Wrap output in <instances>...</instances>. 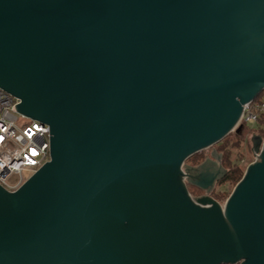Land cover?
I'll return each instance as SVG.
<instances>
[{
	"label": "water",
	"instance_id": "1",
	"mask_svg": "<svg viewBox=\"0 0 264 264\" xmlns=\"http://www.w3.org/2000/svg\"><path fill=\"white\" fill-rule=\"evenodd\" d=\"M0 88L49 128L0 264H264V137L223 204L184 163L264 90V0H0Z\"/></svg>",
	"mask_w": 264,
	"mask_h": 264
},
{
	"label": "built area",
	"instance_id": "2",
	"mask_svg": "<svg viewBox=\"0 0 264 264\" xmlns=\"http://www.w3.org/2000/svg\"><path fill=\"white\" fill-rule=\"evenodd\" d=\"M17 103V98L0 88V187L8 192L17 190L49 160L48 126L18 113ZM242 106L235 128L254 123L264 129V90Z\"/></svg>",
	"mask_w": 264,
	"mask_h": 264
},
{
	"label": "trees",
	"instance_id": "3",
	"mask_svg": "<svg viewBox=\"0 0 264 264\" xmlns=\"http://www.w3.org/2000/svg\"><path fill=\"white\" fill-rule=\"evenodd\" d=\"M241 127V126H240ZM246 126H242L240 130L237 131L236 128L232 130L230 133H228L220 142L217 143L219 146L217 149V153L221 155V164L224 168H226L227 172L225 175L219 179L216 183L219 185L226 183V182H233L236 184L240 178L242 177L243 172L238 168L236 164H233L230 160V155H231V147L237 146L238 143L241 141L244 133L249 134L250 131H247ZM257 133L264 134V129H260L259 131H256ZM231 138H233L231 140ZM204 155L201 152H196L189 156L185 161H188L185 163L187 167H192L200 164L204 160ZM188 192L192 196H200L203 194L202 190H199L198 188L192 186H188ZM211 196L214 200L217 199L218 194L216 191H212Z\"/></svg>",
	"mask_w": 264,
	"mask_h": 264
},
{
	"label": "rangeland",
	"instance_id": "4",
	"mask_svg": "<svg viewBox=\"0 0 264 264\" xmlns=\"http://www.w3.org/2000/svg\"><path fill=\"white\" fill-rule=\"evenodd\" d=\"M245 129L247 131H250L249 133H252L254 131L256 132V131L260 130L258 125H255L254 123H248L246 125ZM262 137H264V136H262ZM232 139L233 138H231V140ZM217 143L213 144L212 146H210L208 148H205V149H203L201 151H198V152H201L204 155V157H210V155H212L211 152L213 151V149L216 152H218L217 149H218L219 146L217 145ZM229 158H230L231 162L233 164H236L238 166V168L243 173H244L245 168L247 167V165L254 161V155H253V153L251 152V149H250V143H249L248 134L244 133V135H243L241 141L238 143V145L235 146V144H234V146L231 147V155H230ZM187 162L188 161H185V163H187ZM188 186L192 187V185L187 184V188H188ZM234 186H235V184L233 182H226V183H223L221 185H219L218 183H215V186L212 189V191H216L217 194H218V197H217L216 201L218 203H220V204H223L224 201L226 200V198L228 197V195L233 190ZM209 195L211 196V194H209Z\"/></svg>",
	"mask_w": 264,
	"mask_h": 264
},
{
	"label": "flooded vegetation",
	"instance_id": "5",
	"mask_svg": "<svg viewBox=\"0 0 264 264\" xmlns=\"http://www.w3.org/2000/svg\"><path fill=\"white\" fill-rule=\"evenodd\" d=\"M216 154L218 155L216 157H219L220 166H222V164H221V155L219 153H217V152H216ZM205 158H208V157H205ZM205 158H204V160H205ZM216 162H217V165H213L211 163H205L202 167H198L196 170H191L190 174H192V175L194 174L195 175V174H198L200 171H203V170L214 171V170H216L218 168V158H217ZM224 169H226V168H224Z\"/></svg>",
	"mask_w": 264,
	"mask_h": 264
},
{
	"label": "crops",
	"instance_id": "6",
	"mask_svg": "<svg viewBox=\"0 0 264 264\" xmlns=\"http://www.w3.org/2000/svg\"><path fill=\"white\" fill-rule=\"evenodd\" d=\"M210 157H211V155H210ZM212 159H213L214 161H216V158L213 157Z\"/></svg>",
	"mask_w": 264,
	"mask_h": 264
}]
</instances>
